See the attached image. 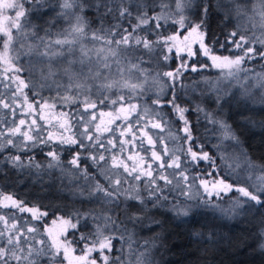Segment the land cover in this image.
I'll return each mask as SVG.
<instances>
[{
	"label": "snow or ice",
	"instance_id": "1",
	"mask_svg": "<svg viewBox=\"0 0 264 264\" xmlns=\"http://www.w3.org/2000/svg\"><path fill=\"white\" fill-rule=\"evenodd\" d=\"M45 3L0 0V111L10 117H0V176L5 179L0 187V264H154L151 252L162 236L142 244L134 237L136 228H162L165 221L157 214L176 223H199L208 209L234 220L264 208V165L250 159L223 117L227 94L204 76L195 83L217 93L209 97L214 110L202 103L183 106L176 92L186 73L216 69L235 78L251 71L246 62L264 61V0H256L251 16L237 0H57L51 9H59L56 19L45 21L47 26L31 19ZM93 9L96 28L85 15ZM212 16L223 24L219 34L209 25ZM245 17L260 23H236ZM59 20L67 27L57 29ZM228 24L234 26L228 29ZM217 49L230 55H218ZM200 57L209 63H200ZM152 59L166 67L175 61L176 67L153 75L142 67H151ZM133 76L141 83L132 82ZM257 79L264 87V74ZM150 83L159 87L152 104L169 107L168 119L132 102ZM45 91L50 95L44 96ZM58 107L68 110L57 113ZM189 114L196 115L195 122ZM173 123L182 127L167 139L179 140V148L149 134ZM200 123L204 134L196 135ZM208 133L218 142L207 143ZM226 145L238 152L230 154ZM43 147L50 149L40 153L47 163L36 159V149ZM65 150L67 161L61 159ZM203 162L208 164L203 176L186 174L187 165ZM6 169L27 172L39 183L43 175L51 178V170H59L61 184L70 186L72 195L100 204L103 211L29 204L3 191L10 186ZM192 187L202 188L204 196L197 191L194 197ZM225 197L227 207L222 206ZM258 223L253 239L264 251V217Z\"/></svg>",
	"mask_w": 264,
	"mask_h": 264
},
{
	"label": "trees",
	"instance_id": "2",
	"mask_svg": "<svg viewBox=\"0 0 264 264\" xmlns=\"http://www.w3.org/2000/svg\"><path fill=\"white\" fill-rule=\"evenodd\" d=\"M250 0H246L245 3H248ZM252 1V0H251ZM57 0H47V3L44 4L42 8H39L35 15L31 17L34 23H38L41 25H45V21H50L53 19H56V12L59 11L57 8L56 11H52V8H55ZM87 3H93L95 0H86ZM152 0H148L146 3H151ZM215 2V0H214ZM221 3H228V0H221ZM174 7V4L172 5ZM102 11V10H101ZM221 12H227L228 8H222L220 10ZM87 19L89 21L93 22V28L99 27L98 24L95 23L96 20V14L95 10L86 11L85 13ZM106 22L105 27L108 26V23ZM238 21H236L237 23ZM131 23H135V21H131ZM209 25L211 27V30L217 34L221 31V28L223 27V24L221 22V19L219 16H212L209 19ZM47 26V25H45ZM65 26L63 20H59L57 22V29ZM127 26V25H125ZM234 25L228 24V29H231ZM42 34V33H41ZM154 38V37H153ZM216 54L221 55H230L229 52H224L222 50L217 49ZM200 63H207V60L205 58H199ZM21 63H26V61L22 60ZM175 62L170 61L169 66H164L163 64H159V72L163 69L171 70L172 68H175L176 65ZM165 67V68H164ZM208 71H205L203 73H186L179 83L176 86V92L179 97L178 103H181L183 106L192 107L194 104L202 103L203 106L207 107L209 110H211L212 107H216L212 103H209L207 100L202 101L201 96L195 93V90L193 91L192 88H196L195 81L204 76V73H207ZM206 75V74H205ZM207 76V75H206ZM209 76V75H208ZM187 86L186 88H181L180 85ZM155 90H146L144 95L140 96L139 100L134 99L132 102L137 103L139 105L143 104L144 106H147V108L153 112H159L164 114V118L168 119L169 116H171V111L169 107H163L158 108L156 105L152 104V101L157 99L155 96ZM165 93L170 98L171 93L167 91L165 88ZM30 98H31V94ZM44 96L50 95L47 91L43 93ZM191 101V103H189ZM212 106V107H211ZM58 109H61L58 107ZM105 109V108H104ZM64 111H67V107L61 109ZM223 117L228 121V123L233 127L236 134L238 135L241 146L243 149L247 152L250 159L258 164L264 165V107L261 106H255L251 104H242L239 101L233 103V101H228L227 103L223 104ZM0 117L9 118V114L6 111H0ZM188 119L195 122L196 121V115L195 114H189ZM182 127L181 124H171V125H165L163 136L164 135H175L176 129ZM48 130V128H47ZM205 126L203 123H200L199 130L195 132L196 135L204 134ZM159 132H161L159 130ZM209 139L207 140V143L215 144L217 140L211 139V133L207 134ZM172 142V141H171ZM173 143V142H172ZM180 141L177 140L175 143H173L176 148H179ZM49 147H43V149H36L35 155L36 159L38 161H41L43 163H47V160L44 155H41V151L43 153H47L49 151ZM157 150L159 151V146H157ZM206 151H210L211 153L215 154L214 149H205ZM179 154V151H177ZM61 159L63 161H67L70 159V153L68 151H64L61 155ZM183 159V157H182ZM216 163L218 165H222V162L220 160H217ZM189 171L187 174L192 176H203L204 175V169L208 168V164L206 162L201 163L198 167L193 164L187 165ZM8 171V180L7 184L10 185L9 187L3 188V191L8 193H15L18 199L24 200L31 203H36L42 201L45 205L52 204V205H67L70 209H83V210H89V209H95L97 212L103 211L100 204L92 202H82V198L76 197L72 195V192L70 191V186L67 184H61L59 177L60 172L59 170H51V178L49 175H43L42 180L43 183L36 182V177L31 176L29 177V174L25 172L23 175L11 171L9 169H6ZM197 183V182H196ZM5 184L4 177L0 176V187H2ZM63 215L64 213H60ZM251 215L256 217L255 220H260L261 217H264V208L260 209H254L251 212H247L246 215ZM245 215V216H246ZM245 216H242L240 221L237 223H231L228 221H218V219H211L216 224L213 225H206L203 221V218L198 217L199 223H176L173 222L170 217H165L157 214L156 218L159 220L165 221L162 228H155L153 227L152 231L147 230H140L139 228L135 229L136 236L134 237L136 240H138L141 244L144 240L149 239L153 234L160 233L163 238V244L166 247V251H164V259H162V263L166 264H195L200 259L201 249L204 246H208L209 244L215 245V246H222V250L219 253V255L216 258V262L218 264H245V249H241L237 251L236 255L238 257L240 256V259L238 257L235 259L231 251L227 248L228 243L231 244V240L234 235L235 237L238 236V234H241V239L244 238L251 240V246L250 250L252 251V255L249 257V263L250 264H264V251L259 250L257 243L255 240L253 241L251 239L252 236L255 235L257 231L258 222L256 221L255 226H252L250 229L245 227V225L242 223ZM244 217V218H243ZM147 223V222H146ZM215 225H218L217 228H213ZM244 225V226H243ZM129 228L131 229L132 226L129 225ZM83 230V229H82ZM216 230V231H215ZM194 232H200L202 233L201 237L204 238V240L199 241L198 238L194 237L192 233ZM212 233V239L209 240L208 236ZM239 243V241H237ZM249 249V248H248ZM244 257V259H241Z\"/></svg>",
	"mask_w": 264,
	"mask_h": 264
},
{
	"label": "rangeland",
	"instance_id": "3",
	"mask_svg": "<svg viewBox=\"0 0 264 264\" xmlns=\"http://www.w3.org/2000/svg\"><path fill=\"white\" fill-rule=\"evenodd\" d=\"M145 2H148V0H145ZM237 2L239 4H241L246 10H248L249 16L252 15L251 8H252L253 4L256 2V0H252V1L250 0L248 3H245L246 0H237ZM237 23H240L241 25L247 27V26H249L250 23H256L257 25H259L260 21H259V19H256V20L250 22L247 19V17H245L244 19L239 20ZM63 27H67V25L65 24V26H63ZM256 34L259 35L260 33L257 32ZM88 46L91 47V45H88ZM137 55H142V54L137 53ZM218 55H221V54H218ZM143 58L146 61L150 60V58L148 56H144ZM201 58H204V57H201ZM173 62H175V61H173ZM207 63H209L208 60H207ZM174 64L176 65V62ZM142 67L149 69V71H152L153 75L156 72H159L158 70L160 68L155 59L151 60V67L149 66V64H145ZM244 67L247 69H251V71H249L247 73V75H245L244 73H240L235 78H227V77L223 76L219 72V70L209 69L207 73H204V77H208L209 79H211L213 81V88H219L220 94H227L225 97L227 101L231 100V101H233V103L239 101L242 104L248 103L251 105L264 107V87L260 86L259 81L257 79V74H264V61H260L259 59H257V61H255V62L249 61V62H246ZM163 71H168V70L165 68V69L161 70V72H163ZM148 80L152 81L153 76H149ZM200 80H201V78H199L195 82H198ZM132 82L141 83V80L137 76H133ZM194 86L196 87L195 93L201 96L202 101L207 100L209 103H211L209 97L210 96L214 97L217 94L215 91H211L208 87H206V85L204 83H198V84L195 83ZM147 90H155V92H154L155 96L158 97V95H159L158 85L150 83L147 87ZM202 92L204 93V95H201ZM117 94H120L119 91L117 92ZM211 105H212V103H211ZM140 107L141 108H147V106H144L143 104H141ZM215 108L216 107H212L211 110H214ZM109 110H110L109 108L103 109V111H105V112H107ZM60 111H62V110L58 109V108L55 109V112H57V113ZM151 119H153V121H154L156 119V117L153 116V117H151ZM48 130L49 131H56L55 128H51V127H49ZM149 134L153 135L154 138L156 136H160L162 139H164V142L167 144V146L169 148H176V146L171 142V140L167 139L168 135L163 136V132H159V130L153 129ZM217 142L218 141H216L215 143H217ZM226 147H228V152L230 154L233 152H238V149H235L231 146L226 145ZM176 154L179 155L178 152ZM141 155H146V153L141 152ZM256 164H258V163H256ZM197 183H198V181H197ZM185 190H187V188ZM197 191H199L201 197L204 196L202 188L197 189L196 187H192L191 192H192L194 197L196 196ZM227 200H228V197H225V203L222 206H224V207L228 206ZM216 202L220 203L219 200H217ZM253 210L254 209H252L251 211H253ZM204 211L206 212V215L200 216V217L203 218L204 223L205 222L207 223V224L205 223L206 225L216 224L213 220H211L213 218L218 219V221L224 220V221H228L231 223H234V222L237 223L238 221L241 220L239 218L242 217V216L237 217L234 220H225V219H221L218 214L214 215L210 209L204 210ZM251 211H249V212H251ZM255 219H256V217L248 214L245 216L242 223L245 225V227L250 229L252 226H255L256 221L259 222V220H255ZM48 223L50 224V220L48 221ZM258 225H259V223H258ZM213 228L218 229L219 227H218V225H215ZM156 234H160V233H155L151 237H153ZM252 235L253 234H251V239L254 241V239H253L254 236H252ZM231 236L233 237V239L231 240L232 241L231 244L228 243L227 248L231 251V253L233 255H235L234 256L235 259L238 257V255H236L237 251H239L241 249H245V255H244L245 260H246L245 264H250L248 259L252 255V251L250 250L252 247H248V246H251V243H252L251 240H249L248 237H247V239L244 238L242 240L240 238L241 234L240 235L238 234L237 237H235L232 234H231ZM162 238H163V236H162ZM198 240L201 241V240H204V238L200 236L198 238ZM237 241H239V243H237ZM156 244H157V248L153 249L151 252V257L153 259V262H154V264H166V263H162V261H163L162 259L165 258L164 257L165 256L164 251H166V247L163 244L162 239L157 240ZM221 250H222V246H220V245L215 246V245L209 244L208 246L207 245L204 246L201 249L202 254L200 255V259L195 264H218L216 262V258L219 255V253L221 252ZM244 257H242L241 259H244ZM238 259H240V256L238 257Z\"/></svg>",
	"mask_w": 264,
	"mask_h": 264
}]
</instances>
